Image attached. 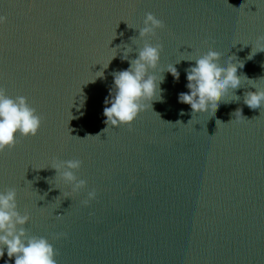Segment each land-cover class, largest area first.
I'll use <instances>...</instances> for the list:
<instances>
[{
    "label": "water",
    "instance_id": "water-1",
    "mask_svg": "<svg viewBox=\"0 0 264 264\" xmlns=\"http://www.w3.org/2000/svg\"><path fill=\"white\" fill-rule=\"evenodd\" d=\"M149 12L164 24L148 38L162 46L157 73L174 64L179 79L163 72L161 100L106 128L112 73L129 66L112 48L136 58ZM0 15V88L42 118L0 152V191L16 190L23 227L48 239L56 264H264V106L243 103L255 89L212 116L178 102L195 64L180 59L209 49L243 60L238 74L264 87V51L247 59L242 45L264 33V0H0ZM70 159L80 192L51 167Z\"/></svg>",
    "mask_w": 264,
    "mask_h": 264
},
{
    "label": "clouds",
    "instance_id": "clouds-1",
    "mask_svg": "<svg viewBox=\"0 0 264 264\" xmlns=\"http://www.w3.org/2000/svg\"><path fill=\"white\" fill-rule=\"evenodd\" d=\"M5 20L6 18L0 15V24ZM163 27V22L149 12L145 15L143 27L139 28V38L143 43L135 50L136 58L129 59L128 54L133 48L128 45H117L112 48L114 50L122 48L123 54L120 59L128 60L129 66L112 73L113 84L108 90L109 95L104 101L106 106L103 108L106 128H117L133 123L141 112L151 108L152 101L161 100L162 89L159 85L164 79L163 72L167 71L175 80L179 79L180 74L174 64H169L166 69L157 73L162 46L159 43H150L148 38L154 37L156 30ZM249 44L251 50L247 59H251L257 52L264 51V33L242 45ZM116 55L117 51H114L103 66L107 68ZM221 55L219 50L209 49L197 57L180 59L195 61L194 65H189L185 69L188 91L178 94V102L188 104L192 116L196 113L214 115L221 102L239 100L240 97L235 94V90L244 86H250L255 90L243 94V103L250 109H260L264 106V87L256 83L261 77L252 79L242 72L238 74V69L243 68L244 61L234 55L226 56L221 61ZM95 74L91 81L103 76L102 71ZM234 116L243 117L241 109L237 108ZM41 119L36 109L29 105L26 97L16 96L13 99L6 94L5 89L0 88V152L14 147L17 136H35L40 129ZM51 167L65 184L71 186L72 192H80L86 187V180L75 175V170L81 167L79 159L54 162ZM16 195V190L12 188L0 191V257L6 253L13 264H56V249L48 239L27 234L23 225L28 222L29 216L22 215L17 210ZM95 198L96 191L89 190L82 204L87 206ZM4 264H8V260H5Z\"/></svg>",
    "mask_w": 264,
    "mask_h": 264
}]
</instances>
